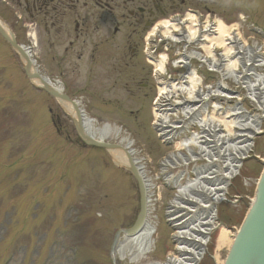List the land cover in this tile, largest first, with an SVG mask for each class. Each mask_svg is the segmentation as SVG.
I'll return each instance as SVG.
<instances>
[{
  "label": "rangeland",
  "instance_id": "rangeland-1",
  "mask_svg": "<svg viewBox=\"0 0 264 264\" xmlns=\"http://www.w3.org/2000/svg\"><path fill=\"white\" fill-rule=\"evenodd\" d=\"M106 1L115 7L100 10L91 0H79L71 13L74 15L72 20L60 17L55 23L53 20L54 26L49 22L45 27L43 17L39 16L30 30H37V56L46 72L61 76L72 94L84 95L92 115L105 121L120 120L129 126L144 146L152 161L151 174L162 187L157 210L162 216L171 196V187L164 184V166L160 159L175 148L171 144L164 145L162 137L156 135L150 126L155 117L149 101L156 96L157 89L136 90L135 100H128L126 105L114 99H119L118 94L125 99L126 93L118 91L117 97L112 93L105 94L113 100L108 104L104 102V105L114 108L105 109L104 115L109 116L101 118L103 102H100L97 91L84 92L77 88L84 84L85 58L92 48L90 42L95 38L105 43L107 54L116 56L127 52V40L131 38V42L140 44V60H146L143 50L145 30L141 28L133 34L135 20L128 18L127 8L119 6L125 0ZM181 1L175 0L176 3ZM184 1V5L168 13L198 9L203 16L210 12V20L220 18L226 24L239 25L246 36L257 31L250 28L249 22L264 30V0ZM52 5L59 6L57 2ZM129 8L136 9L132 3ZM0 14L19 37L24 38L22 24L33 19L26 12L23 0H8L5 5L0 3ZM79 16L85 17L84 31L89 28V38L85 33L74 38L72 30L75 18ZM242 16L248 18L247 22ZM116 27L119 30L114 34ZM59 29L62 32H58ZM70 40L74 43L70 44ZM171 48L169 53L180 52L184 43L173 42ZM145 64L148 65L147 61ZM204 78L215 83L217 76L205 74ZM50 108L59 116L58 128L63 129L60 134L50 119ZM118 108L122 112L119 113ZM257 151L264 160V134L257 139ZM262 159L254 160L252 164L247 162L244 175L252 177L254 182L247 188L238 186L242 194L253 195L255 182L264 167ZM245 205L244 199H240L236 205L221 206L224 222L231 229L230 235L236 231L233 226L239 228ZM137 211L138 193L134 178L114 165L107 152L78 142L64 109L51 97L31 87L19 59L0 38V264H112L110 247L114 234L118 228L128 226ZM76 216L79 220H75ZM157 240L159 251L156 250L150 259L162 258L171 248L170 229L163 218ZM213 247L211 255L215 258H206L205 264L226 257L227 249L217 252L216 242ZM117 264L130 263L125 259L118 260Z\"/></svg>",
  "mask_w": 264,
  "mask_h": 264
},
{
  "label": "bare ground",
  "instance_id": "bare-ground-1",
  "mask_svg": "<svg viewBox=\"0 0 264 264\" xmlns=\"http://www.w3.org/2000/svg\"><path fill=\"white\" fill-rule=\"evenodd\" d=\"M193 26V24H192ZM192 26L189 27L192 30ZM176 28L173 24L170 28ZM166 29V34L175 37L171 31ZM209 33L202 35L201 48L203 53L192 55L200 57L212 70L218 71L222 76L220 86L215 93L226 98L237 99L236 103L226 111L215 110L205 112L204 106L210 98L211 90L202 91L199 88V81L188 76L189 80L178 83H169L161 87L160 95L168 102L167 108L161 110L164 122L169 121L170 116L181 115V122L186 125L193 124L194 130L184 131L185 138L178 143L177 152L169 158L170 163L188 164L202 161L204 164L196 166L192 171L195 175L188 179L184 185H177L179 177L175 178L178 187V196L175 198L174 207L186 210L183 221L177 223L178 234L175 237L177 242V254L169 257L163 262H149L147 264H196L200 255L199 240L201 234V222L205 220L207 210H212L214 202L220 198L225 185L226 178L232 174L240 165L241 161L249 155L252 139L262 131L264 122V52L257 47L242 43L238 36L226 37L223 39L224 26L218 28H207ZM219 34L210 39V35ZM193 33V32H192ZM187 37V36H186ZM188 36L183 40L190 41ZM213 42V47L209 42ZM164 62L161 61L158 67L164 72ZM227 79L235 82L236 88L245 90L248 98L261 112L260 115H252L245 111L239 101V93H233L225 85ZM239 98V99H238ZM229 101V99H228ZM215 109L218 106L215 105ZM85 127L92 136L103 131L96 128L93 120L85 119ZM185 126H182V129ZM106 134L108 132H105ZM119 158H123L118 154ZM221 177L224 179L221 181ZM199 206H204L202 209ZM199 208V209H198ZM202 220V221H201ZM153 224L147 220L141 231L135 236H125L117 250V257L136 262L145 258V254L154 250ZM234 241V235H230L227 228L219 232L216 251L229 250ZM195 242V243H194ZM218 264H224L218 260Z\"/></svg>",
  "mask_w": 264,
  "mask_h": 264
},
{
  "label": "water",
  "instance_id": "water-1",
  "mask_svg": "<svg viewBox=\"0 0 264 264\" xmlns=\"http://www.w3.org/2000/svg\"><path fill=\"white\" fill-rule=\"evenodd\" d=\"M79 132L84 141L89 144L103 146L108 149L119 148L117 145L96 142L80 129ZM130 169L135 173L141 183L136 169L133 166H131ZM141 193L142 211L136 223L137 226L142 221L145 210V195L143 187H141ZM226 264H264V174L259 184L256 202L236 237V241L232 247Z\"/></svg>",
  "mask_w": 264,
  "mask_h": 264
}]
</instances>
